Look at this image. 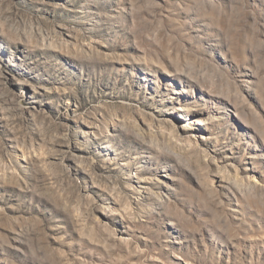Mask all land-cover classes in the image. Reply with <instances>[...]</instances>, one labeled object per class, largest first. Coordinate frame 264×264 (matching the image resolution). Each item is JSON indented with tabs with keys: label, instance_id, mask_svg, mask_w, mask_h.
<instances>
[{
	"label": "rangeland",
	"instance_id": "1",
	"mask_svg": "<svg viewBox=\"0 0 264 264\" xmlns=\"http://www.w3.org/2000/svg\"><path fill=\"white\" fill-rule=\"evenodd\" d=\"M0 264H264V0H0Z\"/></svg>",
	"mask_w": 264,
	"mask_h": 264
}]
</instances>
